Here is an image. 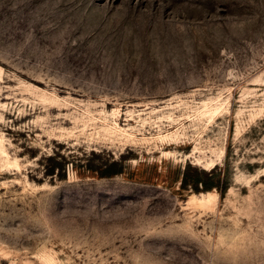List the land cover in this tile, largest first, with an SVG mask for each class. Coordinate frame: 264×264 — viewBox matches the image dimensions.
Instances as JSON below:
<instances>
[{
	"label": "rangeland",
	"instance_id": "rangeland-1",
	"mask_svg": "<svg viewBox=\"0 0 264 264\" xmlns=\"http://www.w3.org/2000/svg\"><path fill=\"white\" fill-rule=\"evenodd\" d=\"M0 264H264V0H0Z\"/></svg>",
	"mask_w": 264,
	"mask_h": 264
},
{
	"label": "trees",
	"instance_id": "trees-1",
	"mask_svg": "<svg viewBox=\"0 0 264 264\" xmlns=\"http://www.w3.org/2000/svg\"><path fill=\"white\" fill-rule=\"evenodd\" d=\"M203 172H205L203 170ZM191 176L188 175V171H185L182 176V184L184 185H190V187L194 190H199L200 188H205V189H211L213 187L217 188L220 196L223 195L224 191L226 190L227 187V182L223 181L222 183H214L211 181V175H208L206 179H203L199 172L195 171L193 174H190Z\"/></svg>",
	"mask_w": 264,
	"mask_h": 264
},
{
	"label": "bare ground",
	"instance_id": "bare-ground-1",
	"mask_svg": "<svg viewBox=\"0 0 264 264\" xmlns=\"http://www.w3.org/2000/svg\"><path fill=\"white\" fill-rule=\"evenodd\" d=\"M209 194H212V192H210Z\"/></svg>",
	"mask_w": 264,
	"mask_h": 264
}]
</instances>
